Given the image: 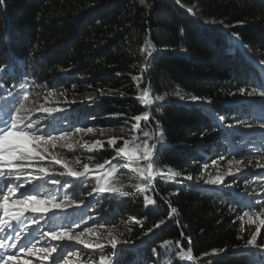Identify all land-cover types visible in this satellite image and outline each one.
Returning a JSON list of instances; mask_svg holds the SVG:
<instances>
[{
    "label": "trees",
    "instance_id": "16d2710c",
    "mask_svg": "<svg viewBox=\"0 0 264 264\" xmlns=\"http://www.w3.org/2000/svg\"><path fill=\"white\" fill-rule=\"evenodd\" d=\"M148 39L156 49L151 57L142 50ZM146 57L150 68L137 85L132 77L140 74ZM257 60L264 62V0H145L143 5L140 0H0V104L7 99L5 87L15 93L20 83H27L29 99L22 102L28 109L41 105L67 109L57 125L65 131L76 127L122 130L112 137L117 138V147L122 146L120 138L130 141L136 136V143L143 139L139 129L133 130L134 116L150 112L147 125L139 122L144 131L153 132L155 122H160L164 146H158L153 173L171 169L179 175L175 180L157 176L146 191L140 190L144 181L138 173L121 167L127 158L113 160L117 172L105 176L110 170L105 161L116 155L107 144L111 138L99 140L104 147L92 151L82 146L61 148L59 141L50 150L76 170L87 163L92 173L82 183L62 178L73 185L72 198L83 204L75 213L69 209L55 216L53 226L68 222L62 219L66 216H83L93 229L84 238L104 246L94 257L104 255L106 264L113 261L109 231L127 242L119 251V264H158L154 248L157 253H169L159 264H184L188 257L180 252L189 244L181 233L191 237V264H264V250L258 247L264 244V227L256 246L245 248L260 225L243 216L244 211L253 218L257 211H264L244 207L252 200L264 201V175L256 170L237 172L228 165L264 149V129L259 127L264 123L259 119L264 110L259 92L264 87L258 86ZM146 86L153 100L154 94L167 93L166 102L146 108L136 99ZM241 88H256L257 94L233 95ZM177 91L180 96L175 95ZM191 96L211 99L213 104L209 108L192 102ZM42 115L31 112L33 119ZM98 164L104 167L97 169ZM45 166L63 171L62 165L50 161ZM229 169L231 174L225 175ZM189 175L193 180L186 179ZM216 175L224 177L223 185L205 183ZM97 178L130 195L90 196ZM146 196L156 206L145 208ZM172 207L177 212L168 219ZM161 219L166 224L145 235ZM40 227L46 228L43 221ZM162 241L172 245L161 248ZM212 249L229 251L201 255ZM88 251L81 246L77 256L73 250L78 264H91L84 260Z\"/></svg>",
    "mask_w": 264,
    "mask_h": 264
},
{
    "label": "snow or ice",
    "instance_id": "6c2138e0",
    "mask_svg": "<svg viewBox=\"0 0 264 264\" xmlns=\"http://www.w3.org/2000/svg\"><path fill=\"white\" fill-rule=\"evenodd\" d=\"M140 3L143 5L145 0H140ZM177 3H179V0H177ZM186 10L195 17L193 8L188 7ZM233 39L238 43H242L238 36L233 37ZM142 50H146L148 57H151L152 51L156 50L151 39L145 41ZM150 64L151 61L146 57L144 64L140 67V74L132 77L137 82V85L142 82L144 74L150 68ZM256 66L261 79L258 86L264 87V62L257 60ZM7 67H11V65ZM7 67L5 71H7ZM12 87L14 88L16 85ZM18 88L20 91L14 93L12 88L5 87L4 94L7 96V99L4 104H0V264H29L28 260L21 261L17 259V256L21 253L38 257L36 264H69L73 250L78 256L81 246L86 251L91 250L84 257L86 262L91 261V264H106L107 258L104 255H100L98 258L94 257V253L97 250L100 252L104 251V246L99 242L95 244L90 243L84 238L85 234L92 232L93 229L87 226L83 216H76L75 218L66 216L62 219L68 222L60 223L55 227L53 226L54 217L57 212L67 213L71 209L75 213L76 209L83 204V201L77 203L72 198L73 193L71 190L73 185L69 184L67 179L62 178L71 177L77 182L82 183L92 173L87 163L81 165L82 170H76L70 166V162L59 159L50 150L56 149L58 141L60 142L61 148L73 149V144L67 142L68 138L73 133L91 132L92 128L76 127L68 131L58 128L57 125L63 122L62 114L67 109L45 107L43 105L35 109H28L25 103L22 102L29 99L28 85L27 83H20ZM237 94L245 97L253 96L257 93L256 88H253L251 91L246 88H241L238 90V93H234L233 95ZM51 95H55V93ZM175 95L180 96V92L177 91ZM259 95L264 97V91L259 92ZM136 99L141 101L147 108L154 103L166 102L167 93L154 94L153 100L150 98V90L146 86L140 90ZM89 100H91V97ZM190 100L207 105L209 108L213 104L211 99H202L197 96H191ZM71 103H76V101H72ZM33 110L42 112L41 119L32 118L31 112ZM57 116L61 117V121L56 120ZM149 116L150 112L146 110L133 117L136 122L132 125L133 130L139 129L143 136V139L139 143L135 142L138 139L136 136H133L130 141L120 138L122 146L119 147H117V138H111L107 141L109 148L116 155L112 160L105 161V164L110 169L105 173V176L110 177L113 173L117 172V164L113 163V160L118 163L119 159L127 158V162L121 165V167L139 174V177L144 181L139 186L141 191L150 189L153 180L157 176L161 179L166 176L168 180H175L179 175L171 169H168L166 172L158 171L153 173V160L155 158L158 161V146L160 148L164 146V138L159 121L155 122L157 129L153 132L144 131L141 128L139 122L143 120L145 125H147ZM216 118L221 123H224L222 116L216 115ZM92 119L94 120L95 117H92ZM259 119L264 120V110H262ZM226 126L229 128L233 127V125ZM248 127H251V125H248ZM259 127L264 129V123H261ZM153 137L155 139L150 143L149 140ZM130 144L131 147L129 146ZM82 147L88 151L97 148L102 149L104 142L95 141L91 145L85 142ZM154 154H156L155 157ZM46 161H50L52 165H62L63 171L56 172L54 167L45 166ZM141 161L145 162L143 166L140 164ZM75 163L79 165L80 161L76 160ZM213 163L215 164V161ZM228 163L231 164L232 161H228ZM237 163L240 162L237 161ZM248 163L251 164L252 162L249 161ZM103 167L104 165L102 164L96 165L97 169ZM256 167L264 168V165L257 164ZM236 171L240 172V169L237 168ZM228 174H231V169L225 175ZM261 175H264V172ZM186 179L193 180V177L189 175ZM205 183L220 186L225 183V179L221 175H216L210 177ZM65 189H68V191H65ZM93 193H119L122 197H128L130 195L127 191L110 186L107 180L101 183V178H97V185L89 192V195L91 196ZM144 199L145 208H148L150 205L156 206V201L150 197L146 196ZM244 207L264 209V201L257 202L252 200L249 204L244 205ZM175 212H177V209L172 207L168 214V219H171L172 213ZM237 215L240 214L237 213ZM243 216L249 217L250 223L257 222L247 211L243 212ZM261 216H264V211H257L255 213L256 218ZM89 219L92 218L89 217ZM42 221L47 228L46 231L40 227ZM166 222L165 219L159 220L153 227L147 230L145 235L153 233L154 230L159 229ZM94 223L96 222L94 221ZM82 225L83 228H81ZM259 225L248 239L244 246L245 248L256 246L261 227H264V219H259ZM140 226L142 227V225ZM77 229L81 230L76 231ZM108 237V245L113 250L112 264H119V251L125 247L127 242H121L116 239L111 231L108 232ZM181 237L187 241L189 248L186 251L182 250L180 256L188 257L187 261H184V264H191V237L184 236L183 233H181ZM41 242L46 246L38 247ZM171 245V241H162L160 247L164 248L165 246ZM258 247L264 250V244ZM227 251L229 250L212 249L210 253L205 252L201 255L203 257H209L211 255L218 256ZM237 251H243V249H237ZM152 252L158 258V264L164 256L169 254L167 250L157 253L155 248L152 249Z\"/></svg>",
    "mask_w": 264,
    "mask_h": 264
},
{
    "label": "rangeland",
    "instance_id": "374dc122",
    "mask_svg": "<svg viewBox=\"0 0 264 264\" xmlns=\"http://www.w3.org/2000/svg\"><path fill=\"white\" fill-rule=\"evenodd\" d=\"M120 132H122V130L92 129L91 132L73 133V135L68 138L67 142L72 143L74 147H80L84 145L85 142L91 144L95 141L109 139L118 135ZM253 148L258 149V147H253ZM237 161H239L240 163H237ZM249 161H251L252 163L249 164L248 163ZM257 164L264 165V149L253 151L249 155L243 156L242 158L236 161H232V163L228 165L233 167L235 171L237 168H239L240 171L256 170V171L264 172V168L256 167ZM60 214L61 212H57L55 216H59ZM254 219H256L257 222L252 224L258 225L259 219H264V216H261L259 218L254 217ZM43 230L46 231L47 229L44 228ZM45 246L46 245L43 242H41V244L38 245V247H45ZM17 259L21 261L28 260L29 264H36L38 257H32L31 255H28L26 253H21L20 255L17 256ZM69 264H78L77 257L74 255V253L72 257H70L69 259Z\"/></svg>",
    "mask_w": 264,
    "mask_h": 264
}]
</instances>
